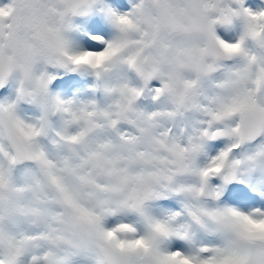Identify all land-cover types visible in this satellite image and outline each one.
Here are the masks:
<instances>
[{
	"label": "snow or ice",
	"instance_id": "obj_1",
	"mask_svg": "<svg viewBox=\"0 0 264 264\" xmlns=\"http://www.w3.org/2000/svg\"><path fill=\"white\" fill-rule=\"evenodd\" d=\"M0 264H264V0H0Z\"/></svg>",
	"mask_w": 264,
	"mask_h": 264
}]
</instances>
